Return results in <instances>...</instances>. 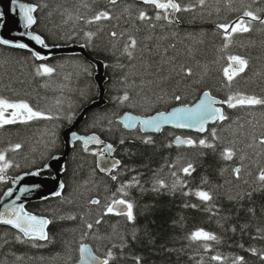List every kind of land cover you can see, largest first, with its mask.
I'll list each match as a JSON object with an SVG mask.
<instances>
[{"label":"trees","instance_id":"16d2710c","mask_svg":"<svg viewBox=\"0 0 264 264\" xmlns=\"http://www.w3.org/2000/svg\"><path fill=\"white\" fill-rule=\"evenodd\" d=\"M22 1L38 7L33 30L47 44L85 45L93 59L104 63L108 103L88 110L77 131L112 143L121 164L114 176L104 174L97 167L101 148L76 143L64 169L62 196L27 207L50 219L49 239L26 240L0 225V264H74L81 243L90 244L101 257L110 250V264H236L240 257L242 264H264V182L258 179L264 170V145L259 143L264 105L226 107L227 124L218 123L205 135L179 132L196 141L183 146L175 143V129L129 132L117 121L127 111L146 116L193 104L206 90L224 100L245 95L237 86L240 73L230 84L224 76L229 56L251 58L240 87L247 96L264 99V24L253 20L248 32L232 35L231 43L218 27L245 11L264 19V0H177L187 9L179 11L178 24L157 20L153 5L132 0ZM102 12L109 18L93 19ZM141 12L149 19L140 20ZM130 37L137 41L131 56L124 51ZM40 65L54 71L39 75ZM97 73V64L80 53L41 61L30 51L0 44V98L27 103L43 114L0 127V153L12 165L2 175L44 169L50 158L63 153L62 130L100 98ZM125 94L129 99L121 102ZM148 137L151 143L145 142ZM201 139L212 146L200 145ZM226 148L235 153L231 160L221 155ZM188 164L195 169L190 175L180 171ZM238 167L239 176L233 171ZM133 178L139 183L126 188V195L120 193ZM9 187L10 182L0 181V197ZM201 190L212 199L202 201L192 194ZM118 198L133 204V221L105 214ZM198 229L217 239L191 240Z\"/></svg>","mask_w":264,"mask_h":264},{"label":"snow or ice","instance_id":"6c2138e0","mask_svg":"<svg viewBox=\"0 0 264 264\" xmlns=\"http://www.w3.org/2000/svg\"><path fill=\"white\" fill-rule=\"evenodd\" d=\"M111 3H116V0H110ZM12 3L14 5L13 12L17 13L19 16V23L21 27L25 31H21L19 33L20 36H27L29 39L34 40L37 44L42 45L44 47H47L45 45L44 40L39 35H34L31 32L27 31V29H30L33 24L36 23V19L34 16V13L37 10L36 5H31L27 3H22L20 0H12ZM143 3L145 4H151L153 5L154 9H157L156 12V19H168L169 16L173 15L175 12H179L181 10H187L182 9L180 3L177 2V0H143ZM200 3L203 4L204 0H200ZM171 10V11H169ZM3 13L0 12V19H3ZM248 17L249 20H245L244 18ZM108 13L102 12L97 14L93 19L98 21L101 19H108ZM140 20H147L149 17L146 15V13L141 12L139 15ZM253 20H260V23L264 24V19H261L260 17L256 16L252 11H245L243 12V15L238 18L236 21L229 23V24H221L218 27L223 30V34L225 36V39L227 43H231V37L233 34L237 32H248L250 30L249 25ZM92 21H89L91 23ZM89 39L92 37V33L87 34ZM113 36H116L117 33L113 32ZM12 43V46L18 47V48H29V45L23 42H10L6 39H0V44H9ZM137 45V41L135 38H129L128 44L125 46L124 51L131 56L132 55V49H135ZM227 47V44L225 45ZM31 50V49H30ZM33 56L35 59L42 60L45 59L44 56H42L39 52H36L32 50ZM228 60L231 62L228 64L227 67L223 69L224 76L227 78V81L229 84L234 79L235 76H237L240 72H243L244 69L247 67V60L243 59L240 56H229ZM54 71L53 68L46 66V65H40L37 68V73L39 75H45V74H51ZM187 74L191 75V69L187 70ZM129 97L127 94H125L121 98V102L127 101ZM176 100H180V96L175 97ZM217 104H227L228 107L235 108L238 105L239 106H254V105H264V99L257 98L255 96H247L243 94L237 93L236 95L229 96L224 101H218L215 99V97L211 96L210 92H204L203 98L199 100L198 103H196L192 107H177L173 109L171 112H159L155 116H150L146 118H139V117H133L131 115H127L124 120V126L127 128H135L137 125L140 126L141 130L147 131V130H154V131H161L163 125L170 124L177 128H194L197 131L204 132L206 130L205 125L209 121H222L226 119V116L224 114V111L222 108L217 107ZM12 110V111H8ZM43 114L34 111L27 103L19 102V103H13L9 102L6 99L0 98V126L4 124L9 123H15L19 117H24L27 120H31L34 118L41 117ZM50 118V117H49ZM213 136H215V132L212 133ZM77 139H80L77 137ZM91 142H95L97 144L102 143V141L99 140V138L91 136L86 139H84V144L88 145ZM147 143H151V137H148L146 139ZM176 142L178 144H188L192 145L196 143V141L192 139H181L180 137H176ZM259 143L261 145H264V136H262L259 139ZM199 144L211 147L212 145L206 143L204 139L199 140ZM20 145H16L15 148H19ZM112 151L111 145H106L105 149L100 151L98 154L101 157H104L106 153H110ZM234 151L232 148H226L221 155L225 160H231L234 156ZM119 162H116L118 164ZM116 164H113L112 167H115ZM11 162L6 159L5 154L0 153V181H3L5 179V176L2 175L7 171L9 167H11ZM106 171H110V169H103ZM195 169L191 164H188L186 167H183L180 169L184 174L190 175L192 171ZM237 176H239L240 169L236 168L233 170ZM37 175L39 173H36ZM173 176H176V173H173ZM115 179V177H113ZM259 181L264 182V170H261L258 176ZM179 178H177V183H180ZM139 181L133 178V181L130 182L128 185L121 186L118 191L120 193H124L126 195L125 189L128 187L133 186V184H138ZM157 184L160 187H164L165 183L163 180H158ZM63 186L61 185V188ZM28 188H20L19 192L20 195H23L24 193L28 192ZM193 195L199 197L202 201H210L212 199V196L207 191H196L192 193ZM8 197H12L14 195V190L12 188H9L7 192L5 193ZM56 195H60L59 192L56 193ZM20 196H16L13 200L11 205L4 204L3 205V211H0V223L12 225L15 227L19 233L22 234L24 238H27L29 240H41L46 241L49 239L46 226L50 223L48 219L45 218H38L35 215H31L29 213H26L24 211L23 205H16V200H19ZM92 204H99V200H92ZM105 214H116V215H124L127 217L129 221H133L135 219V216L133 214V204L129 202L126 199L118 198L113 199L112 202L107 205ZM97 224L100 223V220L98 219L96 221ZM88 229H92L93 224L89 223L87 225ZM19 238V237H18ZM193 241H209V240H216L217 237L214 234H211L203 229L195 230L189 237ZM205 247L207 245L205 244ZM79 253H80V261L82 264H110V261L113 259V254L109 250L105 256L102 258L98 255H95L91 249L90 246L87 244L81 243L79 246ZM213 259L217 261H221L222 258L220 256H215ZM243 258H237L236 264H242Z\"/></svg>","mask_w":264,"mask_h":264},{"label":"water","instance_id":"95a60500","mask_svg":"<svg viewBox=\"0 0 264 264\" xmlns=\"http://www.w3.org/2000/svg\"><path fill=\"white\" fill-rule=\"evenodd\" d=\"M137 1H143V0H137ZM20 2L27 3V2L22 1V0H20ZM27 4H29V3H27ZM13 7H14V5L12 3V0H0V12H2L4 14L3 19H0V21H2L0 24V39H6L10 42H23V43L28 44L29 48L14 47V46H12V43L2 44V45L7 46V47H11V48H15V49L27 50V51H31V52H32V50H34L36 52H39L42 56H44L45 59H49V58L59 56L62 54H73V53L79 52V53H82L87 59H89L90 61L97 64V66H98V73L96 75V79H97V82H98V85H99V88L101 91L100 98L98 100H96L94 103H92L91 105H89L88 107H86L84 109V111L75 120V122L71 126H69L68 128L64 129V131L62 132L63 141L65 144L63 153L53 156L44 166V170L47 172H51L52 175H43L41 173V170H39V169H35V170L30 171V172L21 173V174H19L16 177L11 179L10 188H12L14 190V195L12 197H8L7 195H5V193L9 189L8 188L3 193V195L0 199V211H3V205L4 204L11 205L13 200L15 199V197L20 196V199L16 200V205H23L24 211L26 213H29L31 215H35L38 218H45V219H48L50 221V219L46 216L38 215L36 213H32V212L28 211L27 207L33 203L43 202V201H47L48 199H51V198H58V197L62 196V194L65 190L64 171L63 170L66 167L68 157H69L70 153L72 152V150L74 149L76 143H82L85 147L102 146L103 147L102 150L105 149L106 145L112 146V151L110 153H106L104 157L99 156L97 159V166H98L99 170L104 174L112 175V171L114 169H116L117 167H119L121 164L120 160L116 157L117 148L112 143L104 141L97 134L83 135L77 131L78 126L84 120L88 110L101 107V106L106 105L108 103L107 100L104 98L105 91H106L105 86H104V82L106 81V77L104 75V63H102L101 61H98L96 59H93L90 56V54L88 53L86 47L83 45H72V46H66V47H64V46L57 47V46H51V45L46 44L44 38L32 30L35 27L36 23L33 24L30 29H27V31L31 32L34 35L41 36V38L44 40V43H45V45H47V47H44L42 45L37 44L34 40L29 39L27 36H20L19 33L21 31H25V30L21 27V25L19 23L18 14L13 12V10H12ZM177 13L178 12H175L173 15L169 16V18L167 19L169 23H172V24L178 23ZM35 14H36V12L34 13V16H35ZM35 19H36V17H35ZM42 60H44V59H42ZM206 92H210V91H206ZM203 94L193 104H185V105L175 106V107L171 108L169 111H163V112H165V113L171 112L173 109H175L177 107H184V106L192 107L196 103H198L200 99L203 98ZM211 96L215 97V99L218 101H224V100L214 96L212 93H211ZM226 106H227V104H217V107H220L223 109L224 114H225V107ZM157 113H159V112H157ZM157 113L150 115V116H155ZM127 115H131L133 117H139V118L150 117V116L144 117V116L138 115V114L131 112V111H127V112L123 113L118 118V122L123 126L124 129H126L128 131L135 130L139 125H137L135 128L125 127L124 126V123H125L124 118ZM225 116H226V114H225ZM218 122L221 123L222 121H215V122L209 121L205 125L206 130L204 132L197 131L194 128H178V129H185V130L195 131V132H198L200 134H206L209 130V127L212 125H215ZM171 127L177 128V127H174L173 125L165 124V125H163L161 131H154V130H147V131L141 130V131L143 133L161 134L165 128H171ZM91 136L99 138V140L102 141V143L97 144L95 142H91L88 145H85L84 139L91 137ZM77 137H79L80 139H77ZM181 139H186V138H181ZM175 142H176V140H175ZM176 144H178V143L176 142ZM116 162H119V163L116 164ZM113 164H116V166L112 167ZM103 169H110V171H106ZM36 173H39V174L37 175ZM61 185L63 186L62 188H61ZM20 188H28L29 191L24 193L23 195H20V192H19ZM57 192H59L60 195H56ZM50 223L46 226L47 234H48V229L50 227ZM0 225L11 227V228H14L15 230H17L12 225L4 224V223H0ZM83 244H87V243H83ZM87 245L90 246L91 251L95 255H98L94 251V249L92 248V246L90 244H87ZM76 264H82L80 259L78 260V262Z\"/></svg>","mask_w":264,"mask_h":264},{"label":"rangeland","instance_id":"374dc122","mask_svg":"<svg viewBox=\"0 0 264 264\" xmlns=\"http://www.w3.org/2000/svg\"><path fill=\"white\" fill-rule=\"evenodd\" d=\"M146 5H149V4H146ZM245 60H247V67L244 69L243 72H240V83H238L237 86L239 87V89L243 93H245V95H249V93L247 91L241 89V87H240L241 86V83H242V79H241L242 78V75H245L247 69L249 68V65H250V62H251V58H246ZM253 62H254L255 65H257L258 60H257L256 57L254 58ZM248 76H251L252 77V69H250V72H249ZM226 107H228V105ZM227 120H228V117L226 115V119L222 120V124H227ZM17 122H18V119H17ZM227 130H229V129H227ZM238 168L241 170V167H238Z\"/></svg>","mask_w":264,"mask_h":264},{"label":"flooded vegetation","instance_id":"af4514ba","mask_svg":"<svg viewBox=\"0 0 264 264\" xmlns=\"http://www.w3.org/2000/svg\"><path fill=\"white\" fill-rule=\"evenodd\" d=\"M136 129H140V128H136ZM169 129H175L177 132H176V137L178 136H184V134H180L179 132H185L184 130H181V129H177V128H169ZM176 139V138H175ZM182 146V145H180ZM89 148V147H88Z\"/></svg>","mask_w":264,"mask_h":264},{"label":"bare ground","instance_id":"6f19581e","mask_svg":"<svg viewBox=\"0 0 264 264\" xmlns=\"http://www.w3.org/2000/svg\"><path fill=\"white\" fill-rule=\"evenodd\" d=\"M146 51V50H145ZM62 55H64V54H62ZM140 58V57H139ZM118 253V252H117Z\"/></svg>","mask_w":264,"mask_h":264}]
</instances>
